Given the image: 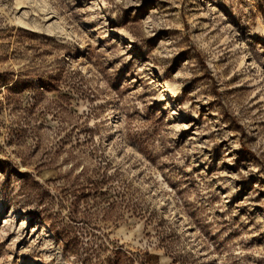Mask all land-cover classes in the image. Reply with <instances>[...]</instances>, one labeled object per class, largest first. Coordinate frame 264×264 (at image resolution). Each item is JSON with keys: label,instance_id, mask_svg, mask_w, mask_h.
Wrapping results in <instances>:
<instances>
[{"label": "rangeland", "instance_id": "obj_1", "mask_svg": "<svg viewBox=\"0 0 264 264\" xmlns=\"http://www.w3.org/2000/svg\"><path fill=\"white\" fill-rule=\"evenodd\" d=\"M80 188L136 264H264V0H0V264H81Z\"/></svg>", "mask_w": 264, "mask_h": 264}, {"label": "trees", "instance_id": "obj_2", "mask_svg": "<svg viewBox=\"0 0 264 264\" xmlns=\"http://www.w3.org/2000/svg\"><path fill=\"white\" fill-rule=\"evenodd\" d=\"M80 192V196H74L68 206V221L62 222L61 226L51 225L52 230L62 237L63 252L67 255L71 254L81 264H103L105 259H108L111 264H136L133 258L119 255L115 250L108 249L105 238L92 232L96 229L95 225H90L89 214L85 212L84 207H80L81 202L85 206L89 205V196L99 198L102 202L107 201L110 208L115 205L116 200L109 202L103 198L106 193L102 188H80ZM95 203L97 204L96 200ZM79 222L85 226L77 225ZM107 250L112 254L110 257L105 254Z\"/></svg>", "mask_w": 264, "mask_h": 264}]
</instances>
